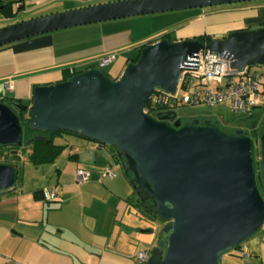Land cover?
I'll list each match as a JSON object with an SVG mask.
<instances>
[{
	"label": "water",
	"instance_id": "water-1",
	"mask_svg": "<svg viewBox=\"0 0 264 264\" xmlns=\"http://www.w3.org/2000/svg\"><path fill=\"white\" fill-rule=\"evenodd\" d=\"M230 1L239 0L93 2L1 24L0 44L111 17ZM203 47L237 69L264 63V23L234 27L207 41L160 37L143 44L115 78L90 66L65 79L34 84L29 103L12 102L28 109L31 128L67 129L117 147L132 171L129 182L135 192L149 196L164 220L143 264H218L222 251L264 222L249 133L241 127L224 130L208 117L181 121L175 109L154 114L143 109L154 88L173 90L187 56ZM22 133L17 112L0 100V146L20 144ZM256 158L264 186V130ZM16 174V162L0 160V193L14 188Z\"/></svg>",
	"mask_w": 264,
	"mask_h": 264
},
{
	"label": "crops",
	"instance_id": "crops-1",
	"mask_svg": "<svg viewBox=\"0 0 264 264\" xmlns=\"http://www.w3.org/2000/svg\"><path fill=\"white\" fill-rule=\"evenodd\" d=\"M100 1L105 0H0V17L17 13L24 18L32 11ZM7 7L9 15L4 14ZM261 22L264 0H239L111 17L16 38L0 44V95L29 103L33 85L62 79L65 67L96 66L115 78L141 44L163 32L168 39L201 32L221 36ZM109 53L113 56L100 63ZM74 134L63 165L66 176L61 177L54 157L47 161L57 169L53 180L52 169L46 180L31 185L24 186L20 175L12 190L0 193V264H139L136 251L152 245L156 220L128 201L131 185L123 167L130 189L112 168L113 174H101L107 163L120 162L105 144ZM76 167H86L87 178L77 182ZM44 187L54 189L56 197L45 199ZM218 264H264V225L222 251Z\"/></svg>",
	"mask_w": 264,
	"mask_h": 264
},
{
	"label": "built area",
	"instance_id": "built-area-1",
	"mask_svg": "<svg viewBox=\"0 0 264 264\" xmlns=\"http://www.w3.org/2000/svg\"><path fill=\"white\" fill-rule=\"evenodd\" d=\"M112 56L113 54L109 53L101 57L100 63L106 62ZM261 83V71L257 68L250 69L249 63L243 69H237L229 65L227 58L203 47L187 56L173 90L154 88L143 109L154 113L158 109H175L181 104L195 102L213 104L227 100L231 111L245 114L256 105L264 104V86ZM5 86L10 88L11 80L6 81ZM88 173L86 167H76L77 182L87 178ZM101 174H113L110 163L103 167ZM42 195L50 200L56 197V192L54 189L44 187ZM149 248L150 246L136 251L135 259L139 264L145 261Z\"/></svg>",
	"mask_w": 264,
	"mask_h": 264
},
{
	"label": "trees",
	"instance_id": "trees-1",
	"mask_svg": "<svg viewBox=\"0 0 264 264\" xmlns=\"http://www.w3.org/2000/svg\"><path fill=\"white\" fill-rule=\"evenodd\" d=\"M5 15L11 14V10L9 7L5 8L4 10ZM264 22H261L263 24ZM161 37H165V33L163 32ZM193 37H196L197 39L201 41H207L213 35L206 33V32H201L192 35ZM142 46V44H141ZM140 46V48H141ZM130 57V59L134 60L138 53ZM78 71V69H67L66 67L64 68V74L62 79H65L69 77L71 74L74 72ZM104 71V70H103ZM105 72V71H104ZM0 100L5 101L8 103L18 114L22 127H23V133H22V141L20 144L17 145H10V144H5L0 146V160L4 161H13L17 162L16 160L19 158V147L28 145V151L26 152L27 158L33 162V163H41V162H47L53 160V158L59 153L61 148L63 147L64 143L63 142H57L53 140V136L57 133H60L62 130L70 131L67 129H61V128H56V129H34L28 126V109H21L15 105L12 104L13 101H18L21 100L19 98H13L9 97L7 98L6 96L0 95ZM22 101V100H21ZM264 111V105H256V107L251 108V110L239 117L241 122H237L242 126L237 125L236 123L228 124L226 120L222 118H212L208 115H203L201 117H198L199 120H201L202 117H208L211 121H213L215 124H217L220 128L224 130H232L235 127H241L243 131L249 133L252 138H253V144H254V156H255V167H256V181L257 185L259 187V190L261 194L263 195L264 198V186L260 181L259 177V169H258V163H257V145H256V140L258 138L259 133L264 130V118H260V115ZM190 116L189 118H191ZM187 118V119H189ZM187 119H182L181 121L187 120ZM228 120V119H227ZM34 132H38V136L34 135ZM72 132V131H70ZM76 133V132H74ZM78 134V133H77ZM81 135V134H80ZM96 143L101 144L103 142H98ZM105 144L111 151V155L113 156V159L116 161H119L122 164L124 174L126 178L129 181V178L132 176V171L126 167L124 163V156L120 153H118V149L115 145L110 144V143H103ZM256 145V147H255ZM12 148H15L16 150L13 151ZM110 163V162H109ZM18 165V164H17ZM17 181L19 179V174H18V166H17ZM131 185V182H129ZM145 197L150 198L149 196H144L140 197L136 192H135V187H132L131 185V192L127 196V199L130 203H132L145 217L152 219V220H158L162 219L158 214L155 213L154 210V205L152 203V200H147ZM163 220V219H162ZM158 235V234H157ZM239 242V241H238ZM237 242V243H238Z\"/></svg>",
	"mask_w": 264,
	"mask_h": 264
},
{
	"label": "rangeland",
	"instance_id": "rangeland-1",
	"mask_svg": "<svg viewBox=\"0 0 264 264\" xmlns=\"http://www.w3.org/2000/svg\"><path fill=\"white\" fill-rule=\"evenodd\" d=\"M232 2H237V1H230V2H225V3H217V4H210V5H200V6H196V7H206V6L213 7V6H218V5H226V4L232 3ZM165 10H169V9H165ZM165 10H163V11H165ZM159 11H161V10H159ZM159 11H151V12H159ZM31 13H32L31 15L42 14L41 11H32ZM43 13H45V12H43ZM137 14H139V13H137ZM21 15L22 14L16 13V14H12L11 16H7V17L2 16V17H0V25L7 23V22H11V21L16 20V19H20L22 17ZM132 15H135V14H132ZM159 31H161V30H158V32ZM154 33H157V31ZM151 35H154V34H151ZM249 68L250 69L257 68L258 70L261 71V80H262L261 85L264 86V63L250 62ZM175 111L181 120L187 119L190 116L201 117L203 115H208L212 118H218L221 115L222 116L221 118H224V119H227L230 117L229 118L230 121H232V123H236V124H239L237 122H241L240 121L241 117H239V116L243 115V113L231 111L228 107L227 100L217 101L213 104H207L205 102L181 104L175 108ZM260 118H264V111H262ZM201 119H203V117ZM239 126H242V125L239 124ZM75 138H76V136L74 133H72L70 131H66V130H62L60 133H57L53 136L54 141L64 143L63 147L61 148L59 153L54 158L55 159L54 163H56L57 169L59 170L61 177L66 176V168L63 165L65 163V160H66L65 157L67 156V152L69 150L68 143L72 144V141ZM256 145H257V147H256ZM256 145H255V147L257 148V154L256 155L258 156V138L256 140ZM28 148H29L28 145H25L23 147H21V145H20V147H19V158L16 160L17 161L16 163L18 164L17 166H18L19 178L21 175L22 183L24 184V186L36 184L37 182L46 180L47 176H45V175L51 174V169H52V172L54 171L52 174V177H51L53 180L55 178L57 169L54 170V167H48V166L54 165V164L50 163L52 161L43 162V163L31 162L26 156V152L28 151ZM110 166L114 171H117L118 174H120V176H122L124 182L126 184H128L127 189H130V185H129L127 179H125V177L123 175L121 163H118V162L117 163H110ZM163 221L164 220H162V219L156 220V228H155L154 233L156 232L157 234H159L160 226L163 223ZM140 234H144V232L140 233ZM156 236H155V238H156ZM155 238L153 239V242H154ZM143 263H141V264H143Z\"/></svg>",
	"mask_w": 264,
	"mask_h": 264
},
{
	"label": "flooded vegetation",
	"instance_id": "flooded-vegetation-1",
	"mask_svg": "<svg viewBox=\"0 0 264 264\" xmlns=\"http://www.w3.org/2000/svg\"><path fill=\"white\" fill-rule=\"evenodd\" d=\"M158 110H160V109H158ZM153 113V112H152ZM154 114V113H153ZM222 116L220 115V117L219 118H221ZM204 118V117H203ZM230 118V117H229ZM229 118H227V119H224V118H222V119H224V120H226L227 122H229L228 124H232V121H230V119ZM237 125H239V124H236V126ZM145 199H147V200H149L150 198H148V197H145ZM151 200V199H150Z\"/></svg>",
	"mask_w": 264,
	"mask_h": 264
}]
</instances>
